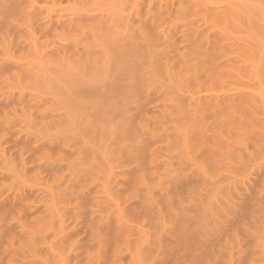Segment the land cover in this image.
<instances>
[{"label": "bare ground", "instance_id": "bare-ground-1", "mask_svg": "<svg viewBox=\"0 0 264 264\" xmlns=\"http://www.w3.org/2000/svg\"><path fill=\"white\" fill-rule=\"evenodd\" d=\"M180 1L148 0V11L161 12L139 17L138 30L122 9L115 38L113 14L40 17L31 1L0 0V264H264V131L249 133L251 146L239 136L253 110L244 117L242 104L264 105V91L255 90L258 103L238 92L190 93L220 66L249 69L264 84V0H192V19L204 26L179 30ZM162 11L171 24L157 21ZM37 18L45 45L34 29H14ZM75 27L95 36L62 42ZM48 34H62L60 43ZM114 61L116 77L128 75L116 128ZM174 63L188 74L172 77ZM93 110L101 120H87Z\"/></svg>", "mask_w": 264, "mask_h": 264}, {"label": "rangeland", "instance_id": "rangeland-1", "mask_svg": "<svg viewBox=\"0 0 264 264\" xmlns=\"http://www.w3.org/2000/svg\"><path fill=\"white\" fill-rule=\"evenodd\" d=\"M31 1V2H30ZM146 1V2H145ZM147 1L148 0H36V2H35V0L34 1H32V0H28V2H30V4L32 3H34L33 5L35 6L34 8H37L36 9V11H39L40 12V14H41V12H43V14H41L40 15V17L41 16H43L44 14H46V13H49V12H51V16H53V15H55V16H60V17H63L64 16V18L65 17H69V14L71 15V16H73L75 13L76 14H78L79 13V11L81 12H83V14L85 13H87V14H89V15H97V16H100V15H98L99 13H101L102 11V13H108V15H112L113 14V18L111 17V18H109V19H113V21L115 22V24H117V25H115L116 27H113V29L112 28H110L112 25H114V24H108V25H111V26H109V28L111 29H108V31L110 30V31H112L111 32V34L112 35H114V37L116 36L117 38H118V36H121V33H120V35H117L118 33L116 32V31H119V29H121V27H122V24L123 23H121V25L119 24V21L120 22H123V20H121V19H123L126 15H128L127 17H130V15H131V12H132V15H131V17L132 18H134V19H132V22H130L129 24H130V26H133V27H135L134 29H137L138 30V28H139V26H140V24H139V22L142 20V19H147L148 21L151 19V16H149L150 14H149V12L150 11H156V9L154 8V6L152 7V8H150L151 10H149L148 11V7H147ZM182 1V3H181V5H182V7L181 8H183V9H186V10H184V14L181 12V13H178V15H180L179 17H181L180 19H181V21H180V19L178 18V20H177V18H176V16H175V23L177 24H180V25H178L177 24V26L178 27H180L179 28V30H181V29H183V27L181 28V26L184 24V23H187V25H188V27L189 26H191V24L193 23V24H196L197 22H196V20L195 21H193V19L192 18H194L195 17V15L194 14H192V13H194L193 12V10H192V8L193 7H191L192 6V0H191V3H190V0L188 1V0H181ZM180 1V2H181ZM175 2H177V1H175ZM140 3V4H139ZM190 3V4H189ZM26 4H28L27 3V1H26ZM190 5V6H188V5ZM183 5H187L188 7H189V9L186 7V6H184L183 7ZM43 9V11H42V9ZM50 7V8H49ZM50 9V10H48V9ZM132 8V9H131ZM180 8V9H181ZM46 9H47V11H46ZM54 9V10H53ZM122 9H125L126 11H129V12H127L126 13V11L124 12L125 13V16H123V15H121V19L119 18L120 16V12H123L124 10H122ZM145 9V10H144ZM183 9H181V10H183ZM187 9H188V11H187ZM41 10V11H40ZM76 12H75V11ZM79 10V11H78ZM88 10V11H87ZM137 10H139L138 11V13H140V15L137 13ZM142 10V11H141ZM158 10V9H157ZM180 10V11H181ZM78 11V12H77ZM92 11V12H91ZM147 11H148V13H147ZM155 11H154V13H155ZM191 11V12H190ZM57 12V13H56ZM81 12V13H82ZM95 12H96V14H95ZM114 12V13H113ZM157 13H159V12H161L160 10H159V12L158 11H156ZM173 12H174V10H173ZM56 13V14H55ZM59 13V14H58ZM72 13H74L73 15H72ZM123 13V14H124ZM144 15H143V14ZM151 13V12H150ZM156 13V14H157ZM105 14V15H106ZM174 14V13H173ZM91 15V16H92ZM104 15V14H103ZM108 15L106 16V17H108ZM136 16V18H137V20H136V18H135V16ZM138 15V16H137ZM157 15H159V16H157L156 18H158V20L157 21H159V23L161 24H164L165 23V25H167V24H171L172 22V20H170V18L172 19L173 18V16L171 15V17H169L167 14H165V12L163 13V11H162V13L161 14H157ZM175 15V14H174ZM182 15H184V16H186L187 17V19L186 18H183V20H182ZM192 15H194V17H192ZM55 16L54 17H52V19H53V21H56V19H55ZM58 16V17H59ZM109 16V17H110ZM117 16V17H116ZM119 16V17H118ZM144 16V17H143ZM147 16H149V17H147ZM162 17L161 19H159V17ZM183 16V17H184ZM141 18V20H138V19H140ZM117 18V19H116ZM119 18V19H118ZM126 18V17H125ZM124 18V19H125ZM149 18V19H148ZM196 18V17H195ZM38 19V18H37ZM34 20L33 19V21H32V19H31V21L32 22H27V20H26V22L28 23H26L24 20H22V22H21V20H19V24L17 25L16 23L14 24V29L16 28L15 26H17V28L15 29L16 31L19 29L22 33L24 32V31H26V32H24L25 34H27L28 33V31H33V29H34V31H33V33H35V36L37 37L36 38V41L37 40H40L39 42L42 44V45H45L46 44V42H45V37L43 36V35H41V33L43 34V32H42V30H41V28L42 27H39V26H41V24H40V22L42 23V21H39V19L38 20ZM127 19H129V18H127ZM127 19H126V21H127ZM117 20H118V22H117ZM189 20V21H188ZM192 20V21H191ZM28 21H30V20H28ZM107 21H109V20H107ZM106 21V22H107ZM113 21H112V23H113ZM125 21V20H124ZM130 21H131V19H130ZM167 21V22H166ZM177 21V22H176ZM37 22H39L38 24H37ZM93 22V21H92ZM105 22V23H106ZM110 22V21H109ZM108 22V23H109ZM183 22V23H182ZM126 23V22H125ZM132 23V24H131ZM167 23V24H166ZM198 23H200L201 25H203L204 26V22H203V20L202 21H199ZM197 23V24H198ZM22 24V25H21ZM40 24V25H39ZM56 24V23H55ZM54 24V22H53V25H55ZM94 24V23H93ZM93 24H91L93 27L95 26V24L93 25ZM139 24V25H138ZM158 24V23H157ZM161 24V25H162ZM193 24H192V26H193ZM88 25V24H87ZM90 25V24H89ZM106 26H103L104 27V29H105V27H106V30H107V24H105ZM120 26V28H119V26ZM164 25V26H165ZM187 25H184V26H186V27H184V28H188L187 27ZM201 25H200V27H201ZM19 26V27H18ZM37 26H38V28H37ZM98 26V25H97ZM118 26V27H117ZM202 26V27H203ZM32 27V28H31ZM77 27V26H76ZM76 27L75 28H73L74 29V34L72 33L73 32V30H72V32H70L69 31V35H68V33L65 35V34H56L54 37H53V35L54 34H52V36H50V34H48L49 35V39H51V40H56V42H59L60 43V41L62 40V42H64L65 41V43L66 44H72V43H76L78 40L80 41V40H92L93 39V37L95 36V34L93 35V33L92 34H90V33H88V36L85 38V36L84 35H87L86 33V31H81L80 32V30H79V32H78V28H77V30H76ZM82 27V26H81ZM89 27H91V26H89ZM92 27V29L89 31V32H93V29H95L96 28V26L93 28ZM103 27H101V31L103 30V32L105 31L104 29H102ZM132 27V28H133ZM137 27V28H136ZM177 27V28H178ZM201 27V28H202ZM40 28V29H39ZM84 28H85V26H84ZM87 28H88V26H87ZM87 28H85L86 30H87ZM119 28V29H118ZM191 28V27H190ZM26 29V30H25ZM32 29V30H31ZM83 29V28H82ZM84 29V30H85ZM115 29H117V30H115ZM140 29V28H139ZM189 29V28H188ZM187 29V30H188ZM28 30V31H27ZM39 30H41V31H39ZM75 30H76V32H75ZM96 30V29H95ZM94 30V31H95ZM122 30V32H124V30H123V28L121 29ZM205 31H207L208 33H209V35L210 34H212L211 36H215L213 33H211V32H213L214 31V29H213V27L212 26H210V28H209V30H213V31H208V29H204ZM101 31L99 30V34H101ZM109 31V32H110ZM116 33H115V32ZM134 31V30H133ZM189 31H190V34H191V30L189 29ZM189 31H188V33L187 34H189ZM21 32H19V33H21ZM39 32H41L40 33V35H39ZM102 32V33H103ZM106 32V31H105ZM108 32V33H109ZM114 32V33H113ZM135 32H137V31H135ZM141 32V31H140ZM184 33H186L187 31H183ZM183 32L181 33H177V34H183ZM207 32H205V33H207ZM76 33V34H75ZM78 33H80V34H78ZM82 33V34H81ZM83 33H85V34H83ZM107 33V34H108ZM139 33V32H138ZM96 34H98V30L96 31ZM123 34V33H122ZM134 34H137V33H134ZM139 34H141V33H139ZM62 35V36H61ZM67 37H65V36ZM81 35L82 36H84V37H82L81 38ZM40 36V37H39ZM59 36V37H58ZM60 36H61V38H60ZM63 36L65 37V38H63ZM71 36V37H70ZM80 36V37H79ZM92 36V37H91ZM43 37V38H42ZM58 37V38H57ZM70 39H69V38ZM72 37H74V39L72 38ZM78 38V40H76L75 41V39L76 38ZM90 37V38H89ZM115 37V38H116ZM57 38V39H56ZM59 38L61 39V40H59ZM81 38V39H80ZM63 39H65V40H63ZM67 40V41H66ZM134 40V39H133ZM43 41V42H42ZM47 41H49L48 39H47ZM68 41H69V43H68ZM38 42V41H37ZM39 42H38V44H39ZM71 42V43H70ZM178 42H180V41H178ZM45 43V44H44ZM138 43H140V42H138ZM132 44V43H131ZM134 44V43H133ZM179 44V43H178ZM184 44V43H183ZM181 45V44H179V46H178V48L180 49V53L181 54H185V49L183 48L184 47V45ZM42 45H40V46H42ZM153 47H157V46H153ZM152 47V49H154ZM183 48V49H182ZM12 49V48H11ZM116 49V48H115ZM157 53H159L160 54V57H162V56H164L165 54H163L162 55V50H163V48L162 49H159V47H157ZM116 51V50H115ZM118 51V50H117ZM116 51V52H117ZM18 53V54H17ZM174 53V52H173ZM16 56L17 55H20V52H18V51H16L15 53H14ZM143 54V53H142ZM114 55H116V53H114ZM141 54H139V55H137V57L138 56H140ZM144 56H146V57H142V55L140 56V58L138 57V60H139V64L141 65V67H143V66H145V68H146V63L144 62V60H145V58H147V55H146V53H144L143 54ZM170 55V54H169ZM116 56H118V55H116ZM177 56H178V54H177ZM179 56H180V54H179ZM187 58H190L191 57V55L189 56V53H187ZM222 56V55H221ZM119 57V56H118ZM117 57V60H121V59H119ZM55 58V57H54ZM142 58V59H141ZM219 58V57H218ZM223 59V58H222ZM221 59V60H222ZM114 60H115V56H114ZM147 60V59H146ZM142 61H143V63H142ZM121 62V61H120ZM119 63V62H118ZM116 62L114 61V74H115V76H114V93L115 94H117V95H115L114 96V125L116 124L117 125V123L118 124H120L119 122L122 120L120 117H119V115H118V111H121L123 108L121 107V106H124V104L123 103H125L124 101L122 102L121 100H123L122 98H127V93H125L126 92V90H125V88H126V86H124V84L126 85V82H128V79H127V77H128V75H127V73H125L123 76H121V77H119L120 78V80L118 79V77H116V73H118L120 70H121V68L122 67H119V66H122L121 64H117V66L119 67H117L116 66ZM138 64V65H139ZM144 64V65H143ZM180 64V63H179ZM178 63H174V65H173V67H174V71H176L175 69H178L179 71H180V69L178 68V66L177 65H179ZM139 65V66H140ZM143 65V66H142ZM138 66V67H139ZM177 66V67H176ZM225 67H227V66H220V68H221V70H219L218 69V72H219V76L221 77V75H222V77H225L224 79H222V78H220V79H217V78H219V76L216 78L215 76H216V74H215V76L214 77H212V73H210V77L209 76H207V77H209V78H211L212 77V80L210 79H208L207 77H205V75H209V74H207L206 72L205 73H203V74H205V75H203V74H201L200 73V71H199V76H200V74H201V76L199 77L200 79H199V81H198V83H194V82H197V81H195L194 80V82H192V80H189V82L191 81L192 83H190V88L193 86L194 88H196V89H198V90H196V89H194V92L192 91H190V93H192L191 95H194L193 97H199V98H204V99H210V97L211 98H216L217 99V97H225V96H229L230 94L232 95L233 93L234 94H236L237 92V94L236 95H238V94H240V95H242V96H246V95H248V96H252L253 98H254V100H255V103L257 102H260V98L261 97H263V95L262 94H259V96H260V98L258 97V94H257V92L258 93H261V90L262 91H264L263 89H264V84L262 85V83H261V86L259 87V85H260V83L259 82H257V83H255L256 82V80L254 79V77H253V79L255 80H253L252 78L251 79H249L250 77H252L254 74L249 70V69H246V70H242V69H240V70H238V69H232V67H231V69L228 67V68H226L227 70H229V71H227L226 69H225ZM222 68H224V69H222ZM120 69V70H119ZM143 68H141V70H142ZM140 70V71H141ZM143 70H145V69H143ZM173 69H171V71H172ZM177 70V71H178ZM204 70V69H203ZM223 70V71H222ZM226 70V71H225ZM237 70V71H236ZM118 71V72H117ZM173 71V73H171V75H172V77H177V76H179L180 77V75H183L184 76V74L185 73H187L188 74V72H185V71H181V72H174ZM208 71H211V69L210 70H208ZM221 71V72H220ZM248 71H249V73H248ZM142 72H144V71H142ZM142 72H140V74H142ZM202 72V71H201ZM243 72H244V76H243ZM246 72L248 73V74H246ZM209 73V72H208ZM216 73H217V71H216ZM218 74V73H217ZM236 74V75H235ZM240 74H242L241 76H240ZM127 75V76H126ZM142 75H144V74H142ZM228 75H229V77H228ZM235 75V76H234ZM240 77H239V76ZM250 75V76H249ZM144 76H146V75H144ZM226 76L228 77V78H226ZM249 76V77H248ZM115 77H116V79H115ZM190 77V76H189ZM204 77V78H203ZM230 77H232V78H234V79H232V78H230ZM244 77V78H243ZM124 78V79H123ZM205 78H207V79H205ZM215 78V79H214ZM123 79V80H122ZM141 79V78H140ZM142 79H144V77H142ZM146 79H149V80H151L150 78H146ZM145 79V80H146ZM158 79V78H157ZM160 79H163L164 80V78H160ZM166 79V78H165ZM189 79H193V78H189ZM214 79V80H213ZM227 79V80H226ZM203 80V81H202ZM205 80V81H204ZM206 80H209V81H206ZM222 80H223V82H222ZM236 80H237V82H236ZM158 81H160L159 79H158ZM215 81V82H214ZM224 81H226V82H224ZM228 81V82H227ZM141 83H144V82H146V81H144L143 80V82H142V80L140 81ZM149 82H152V81H149ZM162 83H160V85L161 84H163L164 82L163 81H161ZM146 83H148V82H146ZM158 83V84H159ZM203 85H202V84ZM214 83H216V84H214ZM226 83V84H225ZM259 83V84H258ZM151 84V83H150ZM149 84V85H150ZM223 84V85H222ZM225 84V85H224ZM156 85H157V83H156ZM197 85H200V86H197ZM24 86V85H23ZM121 87V88H118V87ZM158 86V85H157ZM241 86V87H240ZM257 87V88H254V87ZM192 87V88H193ZM236 87V88H235ZM123 88H124V90H123ZM186 88H188V87H186ZM200 88V89H199ZM258 88H260V89H258ZM120 89V90H119ZM237 89V90H236ZM121 90H123L124 92H121ZM187 90H190L189 88L187 89ZM222 90V91H221ZM241 90V91H240ZM245 90L248 92L247 94H246V92H245ZM257 92H256V91ZM13 91H15V88H14V90ZM119 92V93H116V92ZM196 91V92H195ZM120 92H121V94H120ZM199 92V93H198ZM215 93V94H213V93ZM253 92L255 93V94H253ZM189 93V94H190ZM204 93V94H203ZM221 93V94H220ZM223 93V94H222ZM263 93V92H262ZM184 94H188V91L186 92V93H184ZM188 94V95H189ZM196 94V95H195ZM200 94V95H199ZM213 94V95H212ZM253 94V95H252ZM257 94V95H256ZM120 95V96H119ZM187 95V96H188ZM119 96V97H118ZM247 96V97H248ZM221 97V98H222ZM247 97H245L246 99H247ZM259 99H258V98ZM119 98H120V101H119ZM124 98V99H125ZM215 98H214V100H215ZM244 99V98H243ZM243 99H242V101L241 102H244L243 101ZM246 99H244L245 101H246ZM258 101H257V100ZM213 100V99H212ZM119 101V102H118ZM126 101V100H125ZM122 103V104H120L119 105V103ZM240 102V103H241ZM247 102H249V101H247ZM247 102H244L242 105H244V104H246V106H244V108H246L247 107V105H248V109L246 110V109H244L245 111H247V112H245V111H243V115H244V112H245V114H246V116L244 115V117H247L248 115H247V113H248V111L249 110H251V108L253 109L252 111H255L254 109L256 108L257 109V107H255L256 106V104L254 105V107H252L253 105H251V104H249V103H247ZM262 102V101H261ZM47 103H48V101H47ZM50 103H51V101H50ZM56 103V102H55ZM254 104V103H253ZM259 104V107H262V108H264L263 106L264 105H260V104H262V103H258ZM51 105H53V104H51ZM50 105V108H53V110H58V109H60L61 108V105H62V102H61V100L60 99H58V102L56 103V104H54L53 106H51ZM241 105V106H242ZM250 105H251V107H250ZM47 106V105H46ZM120 106V107H119ZM240 106V107H241ZM250 107V108H249ZM258 107V108H259ZM119 109V110H118ZM121 109V110H120ZM241 110V109H240ZM239 110V111H240ZM258 111H259V113L262 115H260L259 113H255V112H252V111H249V117L247 118V119H243L244 117L242 116V122H241V124H243L241 127H243L244 128V131L242 130V131H239V132H241V133H239L240 135L239 136H241L242 137V139H244V138H246L247 140L249 139L248 138V136L249 137H251L250 135H249V133L251 134V132L253 133V132H258V131H264V129H263V127H262V129L263 130H260L261 128H259V127H261V126H263V125H261V126H256L257 124L259 125V123H257V122H263L264 123V121H263V119H264V111L262 110V109H257ZM260 110H262V111H260ZM257 111V112H258ZM252 112V114L253 113H255L256 114V116H250V113ZM121 113V112H120ZM119 113V114H120ZM84 114H86L85 116H88L87 114H90V116H88V118L87 117H85V118H87V120H91V121H95V120H98V119H100L97 115H99L95 110H93V111H91V112H88V113H84ZM259 114V115H258ZM251 117V118H250ZM84 118V117H83ZM258 118H259V120H261L262 118V120L261 121H259L258 120ZM261 118V119H260ZM102 119V118H101ZM100 119V120H101ZM250 119V120H249ZM85 120V119H84ZM104 120H106V119H104ZM245 120V121H244ZM247 120V121H246ZM251 121V120H255V122L257 123H255L254 121H251L250 123H249V121ZM257 120V121H256ZM116 121H117V123H116ZM243 121H244V123H243ZM248 122V123H247ZM92 123H95V122H92ZM100 123H102L101 121H100ZM95 124H97V123H95ZM261 124V123H260ZM114 126V128H116V127H118V126ZM252 126H254L255 127V129L252 127ZM257 127V128H256ZM249 128V129H248ZM89 130H90V128H88ZM88 129H86V130H88ZM254 129V130H253ZM88 130V131H89ZM249 130V131H248ZM251 130V131H250ZM91 131V130H90ZM245 132H246V134H245ZM242 133H244V134H242ZM245 136V137H244ZM245 139V140H246ZM244 140V142H246L247 144L249 143V145L251 146V144H250V142H249V140L247 141H245ZM244 225V224H243ZM245 226V225H244ZM244 226H242V228H241V232H240V234H244V232H243V230H245V235L244 236H247L248 237V242H249V240H250V236H248V235H250V234H248V233H251V231H250V228H249V230H247V228L246 227H244ZM244 228V229H243ZM246 228V229H245ZM247 231V232H246ZM243 232V233H242ZM242 237V235H241V238L243 239V238H245V237ZM261 238V241L263 242V243H261V244H263L264 245V240H263V237H260ZM244 240V239H243ZM242 240V241H243ZM247 240H245V241H247ZM248 242H243L244 244H246V243H248ZM251 242V241H250ZM251 244V243H250ZM244 247L245 248H247V249H249V247H251L250 245L248 246V244H246V245H244ZM263 262L261 261V264H262Z\"/></svg>", "mask_w": 264, "mask_h": 264}]
</instances>
